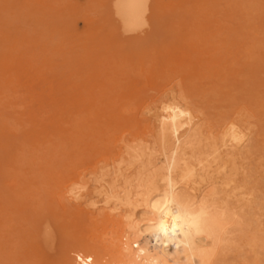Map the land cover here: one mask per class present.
Masks as SVG:
<instances>
[{
    "label": "bare ground",
    "instance_id": "6f19581e",
    "mask_svg": "<svg viewBox=\"0 0 264 264\" xmlns=\"http://www.w3.org/2000/svg\"><path fill=\"white\" fill-rule=\"evenodd\" d=\"M149 6L150 0H115L118 25L140 30ZM164 59L142 109L119 116L94 104L60 110L53 124L39 129L23 125L21 116L2 120L0 137L6 129L28 130L16 159L29 147L35 165L30 183L10 181L21 185L17 191L47 193L51 211L54 203L86 204L95 214L103 204L98 216L105 239L65 251L79 264H264V106L247 109L234 99L223 105L219 96L203 94L182 59ZM102 143L103 150L94 148ZM0 145L15 148L13 141ZM93 158L101 165L94 163L90 180L68 169ZM32 200L45 209L43 199ZM47 211L31 216L27 241L34 239V246L21 249L16 232L7 229L1 251L11 264L39 248L51 225Z\"/></svg>",
    "mask_w": 264,
    "mask_h": 264
},
{
    "label": "rangeland",
    "instance_id": "374dc122",
    "mask_svg": "<svg viewBox=\"0 0 264 264\" xmlns=\"http://www.w3.org/2000/svg\"><path fill=\"white\" fill-rule=\"evenodd\" d=\"M114 2L0 0V122L21 116L23 125L39 129L53 124L60 110L94 104L119 116L121 110L142 109L151 102L164 58L182 59L203 94L219 96L223 105L234 99L247 109L264 106V0H150L147 24L138 31L121 29ZM15 130L0 137L15 147L0 145V264H11L1 251L7 229L16 232L21 249L34 246V239L27 241L31 216L47 210L48 233L20 264H79L75 253L66 258L65 251L105 239L98 216L103 204L95 214L86 204L67 209L54 203L51 211L44 191H17L21 185L10 180L30 183L35 165L29 147L16 159L28 130ZM94 163L76 161L68 169L90 180ZM34 196L45 209L35 208Z\"/></svg>",
    "mask_w": 264,
    "mask_h": 264
}]
</instances>
